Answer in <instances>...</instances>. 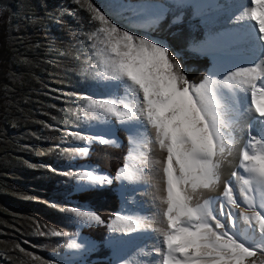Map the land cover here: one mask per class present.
<instances>
[{
	"label": "snow or ice",
	"instance_id": "snow-or-ice-1",
	"mask_svg": "<svg viewBox=\"0 0 264 264\" xmlns=\"http://www.w3.org/2000/svg\"><path fill=\"white\" fill-rule=\"evenodd\" d=\"M85 2L96 25L88 35L95 58L90 67L97 69L94 79L106 98L80 99L86 119L105 128L96 135H68L119 146L111 127L115 118L129 134V157L140 161L134 170L125 164L117 172L116 180L130 184L152 170L140 149L154 142L166 153L155 161L164 180L158 213L116 214L107 222L119 234L110 241L117 264H131L120 253L122 238L132 234L154 241L139 249L147 259L137 264H264V0H111L107 14ZM185 11L203 28V39L192 38L189 50L214 63L199 82L186 74L182 51L159 37L165 18L173 14L179 23ZM148 126L154 141L146 135ZM71 151L87 156L89 148ZM63 175L77 179L78 191L114 182L92 170ZM61 211L82 226L106 223L81 205ZM95 246L87 239L67 243L77 255Z\"/></svg>",
	"mask_w": 264,
	"mask_h": 264
},
{
	"label": "trees",
	"instance_id": "trees-1",
	"mask_svg": "<svg viewBox=\"0 0 264 264\" xmlns=\"http://www.w3.org/2000/svg\"><path fill=\"white\" fill-rule=\"evenodd\" d=\"M0 1V257L3 253L12 263L21 249L37 250L43 256L54 252V238L34 232L35 227L46 230L56 222V211L48 202L62 198L58 195L62 191L55 174H46L26 162L53 167L67 162L61 163L52 156L49 147L57 141L52 139L49 127L64 104L58 90L66 89L68 81H76L68 77V71L75 65V32L82 20L66 13L59 16L63 10L60 0ZM79 14L84 18V13ZM56 16L57 23L53 24ZM174 16L169 14L162 22L159 37L182 51L183 63L188 67L186 74L199 82L207 73L210 59L193 53L188 46L192 38L203 39V28L190 12L182 13L179 23H172ZM86 88L87 84L77 85L80 92ZM117 136L121 140L119 147L95 145V151L87 158L112 177L124 164L128 148L124 130L118 129ZM113 181L67 198L87 204L106 222L86 232L98 244L88 258L105 261L99 264H112L104 240L107 222L120 206L115 178ZM44 241L48 244L40 248Z\"/></svg>",
	"mask_w": 264,
	"mask_h": 264
},
{
	"label": "rangeland",
	"instance_id": "rangeland-1",
	"mask_svg": "<svg viewBox=\"0 0 264 264\" xmlns=\"http://www.w3.org/2000/svg\"><path fill=\"white\" fill-rule=\"evenodd\" d=\"M66 1L67 0H60V5L63 7V10L58 15L61 16L63 13H66L67 15H70L71 18L82 20L78 28V31L75 32V43L73 45V54H72V61L75 62V65L68 71V77L69 78L73 77V79H75L76 81L74 83L68 81L66 89L58 90L59 98L61 101H63L64 104L59 108L58 114L53 118V125L49 127L50 131H52V139L53 137H55L57 141V143L51 145L49 149L56 161H59L61 163L64 161L67 162H65L62 167H53L41 163L34 164V163L26 162V164H29L31 166L39 167V169H41L46 174H55V178L57 179L58 184L60 185L59 189L62 191L59 192L58 194L61 195L62 198L57 200H50L48 202V206L52 208L54 211H56L55 215L61 221H59L57 218L56 222L53 223V226L46 228V230H42L41 228L39 229L38 227H35V232H34L39 234L40 236L54 238V249L52 250L54 252L50 255L43 256L41 253L37 252V250L22 251L21 254L16 257V260L14 258L12 263L9 260L10 257L2 253L0 257V264H48L49 261H55L56 264H99L105 262L104 260L100 261L101 259L98 257L91 259L88 258L89 254L97 250L98 244L96 241L91 239L86 234V232H91L93 229H98L101 226L95 224L92 226H82L70 214L61 211V207H68L75 205H81L83 208L86 209L91 208L87 204L78 203L75 200L67 199L72 194L81 191L77 190V184H78L77 179L74 176L63 175V173L92 170L104 175H108L109 177H112L108 174L107 171L100 169L98 165L92 164L89 161H87V158H89L91 153L95 151L94 146L95 145L100 146L103 144H100L98 142L87 144L83 141L74 140L71 136L68 135L69 132H73V131L80 132L82 135H96L103 131V129L105 128L104 125L99 124L95 120L86 119L85 113L82 111V107L85 102L82 99H80V97L84 95H92L94 98L102 99V98H106V95L103 86L98 84L97 81L94 79V75L97 69L90 67V65L93 63L95 58L92 55L94 49L91 47L93 41L88 40V35L95 30L96 25L90 21V13L87 11V3L85 2V0H81L79 4L76 2V0H69L68 1L69 3H67ZM87 2H90L93 5L99 7L102 11H105L106 14L109 12L107 5L108 3L111 2V0H95V2L87 0ZM160 2H165V0H160ZM0 7H1V1H0ZM79 13H84V18L79 17V15H81ZM85 14L88 16L87 18L85 17ZM57 17L58 16H56V18L54 19L53 24L57 23ZM110 18H113V16L110 15ZM174 19L175 16L172 18V23ZM193 19L198 20V18H193ZM208 58L210 59V66L207 70V73L211 71V67H212L211 64H213L212 58L209 56ZM78 83L87 84L88 88L80 92L77 89ZM119 94L122 96L123 90H121ZM110 119H111V127L115 132V138L118 140V145L120 146L121 140L117 136V130L118 129L124 130L123 126L120 125L115 120V118H110ZM124 132L127 137L128 148L125 154L124 164L121 167H124L125 164H127V158L129 156V148H130L128 141L129 134L126 131ZM146 135L148 136L149 139H152L154 141L152 132L150 133L149 127L147 128ZM109 146H114V145H109ZM151 146L154 147L156 146V144L153 142L150 145H148L149 147L147 148V150H149L147 153L148 155ZM80 147L89 148V153L87 156H78L73 154V152L71 151L72 149L80 148ZM147 150L142 148L140 151L147 152ZM151 158L153 160L155 159L154 156H152ZM134 163L136 168L140 166V161L138 159ZM121 167H119L116 170V173L112 178L116 177L117 172ZM49 168H55L57 171L56 172L49 171ZM63 177H65V179ZM124 182L126 183L124 185V188L128 189L131 192H134L135 202L140 203L139 202L140 198L137 193L140 192V190H142L140 182L136 184H130L127 181ZM116 184H117L116 193L120 201V206L119 209L115 212V215L121 214L123 200L126 199L121 193V189L123 188V186L120 180H116ZM90 189H94V188H90ZM52 204H56L58 205V207H52L51 206ZM128 204H130V202ZM91 209L94 210L93 208ZM54 230L63 232L65 233V235L59 237L53 236L51 235V232ZM77 232H79L80 234L79 236L76 235ZM110 234L111 232L108 229L104 240V245L110 249L109 257L111 259L112 264H117V256L114 253L112 244L109 243ZM128 237L129 236H124L122 239L125 241L126 238ZM70 239H76L78 242L87 239L89 241L94 242L96 246L93 250L88 251L86 254L77 255L75 254L74 250H70L67 248V243L69 242ZM45 242L46 241L43 242L44 244L40 246V248L46 247L48 243Z\"/></svg>",
	"mask_w": 264,
	"mask_h": 264
},
{
	"label": "bare ground",
	"instance_id": "bare-ground-1",
	"mask_svg": "<svg viewBox=\"0 0 264 264\" xmlns=\"http://www.w3.org/2000/svg\"><path fill=\"white\" fill-rule=\"evenodd\" d=\"M254 24V22H252ZM214 67V63L212 64L211 70ZM150 133L152 132L153 138L155 137V131L152 129L150 126ZM151 138V137H150ZM152 140V139H151ZM151 144V143H150ZM149 144V145H150ZM156 144V143H155ZM149 148V147H148ZM141 150V149H140ZM147 150V149H146ZM149 150H147L148 153ZM134 155H136L134 153ZM149 158H150V164L152 165V170L147 171L146 175L143 176V178L140 181V185L142 187V190L138 193L139 196V202L136 203L134 200V192L129 191L128 189L124 188V185L126 184L124 181H121V184L123 188L121 189V193L126 198L123 200L122 208H121V214H127V213H132L136 212L139 214H153V213H158L159 209L162 207L159 203L158 196L163 195V188H164V180H163V175L161 171V165L156 164V160L162 161L166 153L162 152L159 149L158 144L156 146L150 148L149 152ZM154 156V160L151 158ZM137 159H133L128 156L127 158V164L129 165L130 169H135V161ZM235 163V161H234ZM231 169H227V171H230ZM125 194V195H124ZM142 199V201H141ZM130 202V204H128ZM133 235V236H132ZM125 240V244L122 247V251L120 255L124 258H131V264H137L138 260H144L147 259L146 257H143L139 249L145 248V245L150 247L153 244V240L147 239L144 237H140L136 234H132ZM114 236H119V234H110V241L113 239ZM132 236V237H131ZM111 244V243H110ZM147 250V249H145Z\"/></svg>",
	"mask_w": 264,
	"mask_h": 264
},
{
	"label": "crops",
	"instance_id": "crops-1",
	"mask_svg": "<svg viewBox=\"0 0 264 264\" xmlns=\"http://www.w3.org/2000/svg\"><path fill=\"white\" fill-rule=\"evenodd\" d=\"M113 147H117V146H113Z\"/></svg>",
	"mask_w": 264,
	"mask_h": 264
}]
</instances>
